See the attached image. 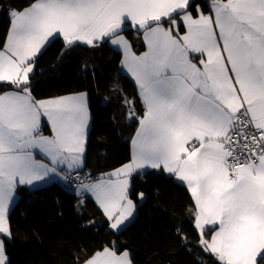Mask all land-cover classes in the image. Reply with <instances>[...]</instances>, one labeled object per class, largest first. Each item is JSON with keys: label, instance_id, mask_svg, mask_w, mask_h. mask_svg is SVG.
<instances>
[{"label": "snow or ice", "instance_id": "6c2138e0", "mask_svg": "<svg viewBox=\"0 0 264 264\" xmlns=\"http://www.w3.org/2000/svg\"><path fill=\"white\" fill-rule=\"evenodd\" d=\"M9 15L0 44V264H9L17 187L65 167L77 172L85 151L87 93L31 95L35 58L54 36L69 48H122L143 105L137 113L136 100L127 102L139 124L131 161L82 184L107 227L119 232L134 214L132 175L162 169L186 188L212 264H264V0H209L207 11L193 0H33ZM125 29L142 34L147 50L134 54ZM118 252H77L72 264H131L126 249Z\"/></svg>", "mask_w": 264, "mask_h": 264}, {"label": "trees", "instance_id": "16d2710c", "mask_svg": "<svg viewBox=\"0 0 264 264\" xmlns=\"http://www.w3.org/2000/svg\"><path fill=\"white\" fill-rule=\"evenodd\" d=\"M32 2L0 0V44L10 27V9L23 10ZM193 2L207 11L209 0ZM122 34L135 54L144 51L142 34L134 29ZM30 83L35 100L87 93L90 128L79 174H88L93 181L130 162L138 120L130 118L132 106L127 102L136 100L137 113L143 112V105L122 73L120 52L108 42L69 48L63 39H53L35 58ZM41 132L51 134L45 118ZM16 194L8 215L9 264H72L77 252L95 253L104 247L126 249L131 264H212L199 246L186 188L161 170L132 176L135 216L119 232L107 227L93 199L78 197L71 187L51 183L33 190L18 188Z\"/></svg>", "mask_w": 264, "mask_h": 264}, {"label": "crops", "instance_id": "0c3cea01", "mask_svg": "<svg viewBox=\"0 0 264 264\" xmlns=\"http://www.w3.org/2000/svg\"><path fill=\"white\" fill-rule=\"evenodd\" d=\"M9 29H10V27H9ZM135 30V29H134ZM9 31V30H8ZM55 38H61L62 39V37H59V36H54V37H51L50 39H49V41L48 42H46V44H45V46L41 49V52L46 48V46L53 40V39H55ZM126 38V37H125ZM127 39V38H126ZM142 39H143V35H142ZM128 41V40H127ZM144 41V40H143ZM129 42V41H128ZM130 43V42H129ZM108 45L113 49V50H115V51H118V52H120V54H121V68H122V73L130 80V82L134 85V87H135V89H136V91H137V93H138V90H137V87H136V85H135V82H134V80L132 79V77H131V74L130 73H128L127 72V69L126 68H124L123 67V59H124V53H123V49L122 48H118L117 46H115V45H112L111 43H110V41L108 42ZM144 45H145V48H144V51H146L147 50V48H146V44L144 43ZM133 51V50H132ZM143 51V52H144ZM40 52V53H41ZM142 52V53H143ZM39 53V54H40ZM134 53V52H133ZM141 53V54H142ZM38 54V55H39ZM135 54V53H134ZM136 55H140V54H136ZM31 76H32V74H31ZM73 95V94H72ZM67 96H70V95H67ZM62 97H66V96H62ZM57 98H59V97H57ZM51 99H53V98H51ZM48 100V99H47ZM90 115V114H89ZM43 119L44 118H42V122H41V128H42V123H43ZM46 119V118H45ZM47 124H48V122H47ZM48 126H49V128H50V131H51V126L48 124ZM138 127H139V124H138ZM138 127H137V129H138ZM89 128H90V119H89V126H88V128H87V131H86V137H87V134H88V131H89ZM137 131V130H136ZM43 134V133H42ZM135 134H136V132H135ZM135 134H134V136H135ZM44 135V134H43ZM49 135H51V134H49ZM46 136H48V135H46ZM134 136H133V138H134ZM132 138V139H133ZM132 141V140H131ZM85 152V151H84ZM130 156H131V158H132V143H131V145H130ZM35 158L37 159V160H41L42 159V156L39 154V153H37L36 154V156H35ZM83 158H84V153H83ZM131 158H130V161H131ZM128 164V163H127ZM82 168H83V159H82V161H81V163H80V166H79V169L77 170V172H75V173H79V172H81L82 171ZM122 167H120V168H118V169H116V170H119V169H121ZM116 170H114V171H116ZM152 170H157V171H159V170H161V171H163L162 169H151V168H146V169H140V170H137V172H135L132 176H134L135 174H138V173H143V172H147V171H152ZM113 172V171H112ZM112 172H109L108 174H105V175H103V176H100L98 179H94L93 181H92V183H95V182H99L100 180H102V179H104V178H106L109 174H111ZM67 173V169H66V167L64 168V170L63 171H58V173H56V174H50L44 181H38V182H34V184L33 185H31V186H28V185H22V186H18L17 187V189L18 188H23V189H28V190H33V189H37V188H40V187H43V186H46V185H48V184H51V183H56V184H59V185H61V186H63L64 188H66V189H69L70 187L72 188V186H71V184L69 183V181H68V179H67V176H68V174H66ZM163 173L164 174H166V175H168V176H171L169 173H167V172H165V171H163ZM174 180H176L173 176H171ZM177 181V180H176ZM178 182V181H177ZM180 183V182H179ZM72 189H74V193L78 196V197H80V198H83V197H90L91 199H93L94 200V202L96 203V201H95V198H94V196L91 194V192H89V191H87L86 190V188H84V187H82V185H79L78 187H76V188H72ZM17 199H18V196H17V194H16V192H15V195H14V198H13V200H12V202L10 203V205H9V210H8V213H7V215H9V213H10V211H11V209L13 208V206L15 205V203H16V201H17ZM97 204V203H96ZM97 206H98V204H97ZM98 208H99V206H98ZM100 209V208H99ZM100 211H101V213L103 214V212H102V210L100 209ZM104 216V215H103ZM134 216H135V211H134V214H133V216L132 217H130V219L128 220V221H126V223L124 224V226L123 227H125L127 224H129L132 220H133V218H134ZM105 218V217H104ZM106 219V218H105ZM122 227V228H123ZM121 228V229H122ZM120 229V230H121ZM197 232H198V230H196ZM9 240V239H8ZM119 254V253H118ZM7 256V255H6ZM129 256H130V254H129ZM7 260H8V257H7Z\"/></svg>", "mask_w": 264, "mask_h": 264}, {"label": "built area", "instance_id": "2783aa9c", "mask_svg": "<svg viewBox=\"0 0 264 264\" xmlns=\"http://www.w3.org/2000/svg\"><path fill=\"white\" fill-rule=\"evenodd\" d=\"M67 179L72 188H76L82 184L92 183V179L88 174L72 173L71 175L67 176Z\"/></svg>", "mask_w": 264, "mask_h": 264}, {"label": "rangeland", "instance_id": "374dc122", "mask_svg": "<svg viewBox=\"0 0 264 264\" xmlns=\"http://www.w3.org/2000/svg\"><path fill=\"white\" fill-rule=\"evenodd\" d=\"M138 174H139V173H138ZM126 226H127V225H126ZM123 228H125V227H123ZM123 228H122V229H123ZM122 229H121V230H122Z\"/></svg>", "mask_w": 264, "mask_h": 264}]
</instances>
